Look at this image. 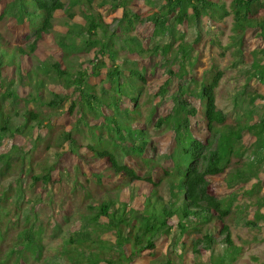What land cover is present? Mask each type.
I'll return each instance as SVG.
<instances>
[{
    "label": "trees",
    "instance_id": "16d2710c",
    "mask_svg": "<svg viewBox=\"0 0 264 264\" xmlns=\"http://www.w3.org/2000/svg\"><path fill=\"white\" fill-rule=\"evenodd\" d=\"M133 1L136 0H0V23L27 24L29 28V33L13 43L10 36H16L14 32L7 35L0 32V148L17 135L28 132L29 139L35 128L45 126L48 130L44 138L39 135L30 140L32 147L27 151L14 144L8 151H0V243L3 242L2 248H7L4 260V253L0 251V264H9L8 258H12L10 264H27L29 258L35 264H133L145 250L150 256L155 254V241L161 235L168 239V253L177 252V264H186L183 254L188 242L193 254L199 256L204 249L210 259L214 248L234 245L226 219L232 213V202L240 198L249 202L236 205L240 216L237 223L255 230L258 237L264 235V211L261 210L264 192L260 194L264 173L259 174L257 169L259 164H264V113L258 116V124V121L247 122L248 116L238 112L233 124H225L226 114L217 107L215 98V89L222 77V72L217 71L207 81L203 80L197 93L201 120L206 122L208 131L202 141L192 132L191 119L198 109L185 97V85L179 82L169 96L170 111L148 121L147 117L156 113L158 103L149 102L148 116L144 117L155 128L153 132L167 128L173 133L174 142L169 151L157 153L152 132L138 125L143 120L145 69H137L136 61H128L124 55L119 62L115 48L118 44L119 49L125 47L131 53L135 46V52L141 54L144 50L141 42L137 36L128 35L127 30L134 29L137 22H150L152 45L146 53L162 52L161 66L168 64L170 60L166 56L172 50L174 59L180 53L183 61L191 49L184 42L187 29L184 30L183 23L190 28L207 17L215 24L232 15L236 46L232 64L237 67L243 64V36L253 29L261 12L263 18L256 24L264 38V0H232L228 9L212 0H146L153 10L140 18L130 6ZM99 9L107 12L121 9V16L106 23ZM59 12L65 16L60 22L66 27L64 32L54 31L55 25H60L56 17ZM79 15L83 25L68 21ZM200 32L196 37H200ZM48 35L54 38L60 54L39 60L35 51L39 41ZM121 37L124 44L119 42ZM178 41L181 43L174 47ZM259 51L264 58V48ZM22 59H28L30 66L24 67ZM239 71H245L249 80L264 79V63L254 62L250 68L243 64ZM166 72L169 77L175 75L170 67ZM168 81L156 93L155 99L159 102L167 91ZM48 84L54 88H48ZM240 97L237 95L232 101L235 112L245 108V100ZM257 99L264 101V96L254 93L247 102L253 106ZM67 100L70 113H79L69 130L52 124V118L60 113ZM129 114L133 116L131 119L127 118ZM93 129L98 132L90 133ZM249 136H255L254 141L244 146ZM44 139V150L49 154L56 148L51 157L53 161L43 163V159L31 164L26 173L31 183L39 181L44 189L47 184L52 185V172L60 169L58 157L65 146L77 156H81L79 150L85 147L106 165L104 173H94L96 187L92 191L78 192L75 183L67 192H60L63 199L57 203V212L64 209L65 202L77 197L81 201L80 213L68 237L52 254L46 253L44 239L55 240L61 235L55 218L57 212L39 221L35 206L42 201L41 195L34 194L29 199L24 192L26 156L37 150ZM232 158L238 162L244 158V162L231 168V177L235 179L229 178L226 188L233 190L238 184L246 188L218 198L208 187L214 177L223 174ZM165 161H170V165L163 167ZM36 168L42 175L34 173ZM102 177L117 181L108 187L101 182ZM141 182L146 183L144 193L139 191ZM122 188L126 189L125 194L121 193ZM6 195L8 199L3 201ZM52 197V193L48 194L47 202L53 212ZM63 219L69 217L64 215ZM215 219L221 222L217 233L223 236L221 241L209 231L208 225ZM14 229L17 231L13 240L8 234ZM194 234L196 238L192 237ZM7 240L11 241L9 245ZM164 264H172L171 259L168 257Z\"/></svg>",
    "mask_w": 264,
    "mask_h": 264
},
{
    "label": "rangeland",
    "instance_id": "374dc122",
    "mask_svg": "<svg viewBox=\"0 0 264 264\" xmlns=\"http://www.w3.org/2000/svg\"><path fill=\"white\" fill-rule=\"evenodd\" d=\"M151 1L155 2L156 0ZM212 1L224 4L225 7L228 9L229 4L232 0ZM130 6L133 8V11L139 15V18L149 15L153 10L151 9L150 4L146 2V0L133 1ZM98 11L102 16V19L106 23H110L113 17L121 16V9H117L114 12H107L104 9H99ZM56 17L58 18V23L60 25H55L54 31L64 32L66 27H64V25L60 23L61 21L65 20L64 13L59 12L56 14ZM261 18H263L262 12L256 20V23L259 22ZM68 21L70 23H76L80 25L84 24V20L82 19L81 15L77 16L72 21ZM256 23L255 26H253V29L248 31L243 36L242 62L243 64H247L249 68L254 62L258 63V65H262L264 63L262 52L259 51L261 48H264V38L261 37V35L259 34L260 30ZM233 24L234 22L232 19V15L223 18L221 21L215 24L210 22L207 17H202L198 26L192 25L190 28H188V25H186V23H183L184 30L187 29L186 37H184V42L185 44H188L190 46V52L188 56L183 61H181V57L179 56L180 53L176 54L177 60H175V52L174 50H172L166 56L170 61L167 65L164 66L160 65L163 60V55H161L162 52H159L156 55H152L148 52L146 53V50L152 45V42L150 40L152 24L150 22L144 24H140L139 22H137L134 25V29H132L131 31L127 30L128 35L137 36V39L141 42L142 48L144 49L141 54L135 52V50H137V47L135 46L131 45L135 50L134 52L130 53L125 47L119 49L118 44H115V48L116 50H118L117 55L120 58L119 62H121V58L124 55L128 61H136L134 66L137 69H145V83L143 84L144 91L142 92L141 99L144 102L141 108V119L143 120L140 121L138 125L143 126L144 129H148L149 133L152 132V143L153 145H155L157 153H165L169 151L172 143L174 142L173 133L167 128H165L166 130L163 129L162 132H153L155 128L152 127V122L150 123L151 126H149L147 120L151 121L156 117H161L163 114H166L170 111L172 103L171 101H169V96L175 91L179 82H182L185 85V97L192 103L194 107L198 109L197 115L191 119L192 126L194 127L192 132L193 135L201 138L202 141L207 138L208 131L205 126L206 122L201 120L202 110L200 106V101H198L197 99V93L198 89H200L201 87V83L203 82V80L207 81L210 76L217 71L222 72V77L219 81L217 88L215 89V98L217 107L223 110L226 114L227 118L225 124H233V118L237 115V112L239 114L247 115V122L249 123L257 122L259 120L258 116L264 113V101L262 99H257L253 106L249 105V103L247 102L248 97L250 95H253L254 93H258L260 95L262 94V96H264V79H260L258 77L249 80L248 74L245 71H239V69L243 65L242 63H240L237 67H234L232 64L233 61H235V55L233 51L236 47L234 45L235 39H233V37H235V32L232 28ZM199 30L201 31L200 37H196L198 35ZM10 31L16 34V36H10L12 37L10 40L13 43L16 39L23 38L25 34L29 33V28L27 24L18 25L15 23V25L11 26L4 21L0 23L1 33L7 35L6 33H9ZM120 40L121 41L119 42L124 44V37H121ZM180 43V41L176 42L174 47H177V45ZM126 44L130 45L129 43ZM35 53L39 60H44L48 57H57L60 54V50L54 42V38L52 37V35H48L45 36L44 39L39 41ZM105 62L106 64L108 63L106 57ZM182 62L183 64L181 65ZM30 63L31 62L28 59H22V65L24 67H29ZM167 67H170L171 70L175 72L174 76L169 77L166 72ZM178 76L181 80L177 78ZM167 79H169L167 84V91L159 102L158 98L155 99L156 93L157 91H159L160 87ZM90 81L92 83L95 82L93 78H91ZM48 88L53 89L54 87L48 84ZM134 90L137 92L136 88H134ZM237 95H242L240 99L245 100V108L243 110L240 109L235 112L232 109V101ZM149 102H158L157 111L151 117H147V108L150 107ZM256 111L258 112L256 113ZM59 112V114H56L52 118V124L56 125V127L62 126L67 130L71 129L75 125L79 113L76 112V115L74 114V111L70 113L68 100L64 103V108ZM122 116L126 117V114L123 113ZM132 117V114H129V117L127 118L131 119ZM144 117H147L146 121H144ZM90 123L92 124L94 123V121H91ZM258 123L259 121L257 122V124ZM256 128L258 129V127ZM95 130L96 129L90 130V133H94ZM47 131L48 130L45 126L35 128L32 133H30L31 136L29 137V139L27 138L28 132L24 136L17 135L15 138L7 140V144L2 145L0 151H8L10 149V145L13 144L17 145L20 149L27 151L32 147V143H30V140L35 139L39 135L44 138L47 134ZM96 132H98V130H96ZM254 138L255 136L246 137L244 141V146L250 145L252 141H254ZM44 145L45 139L43 142L41 140L37 150H35L32 154L29 153L26 156V161L24 165V175L28 173L27 170L31 164L38 163L43 159V163L49 162L52 157L53 151L56 148L52 149L51 154H49L48 150H44ZM215 145L216 144L213 143L212 148H214ZM60 151L61 154L58 157V165L60 169L52 172V185L47 184L44 189L41 182H32V184L30 177L26 175V186L24 187L26 197L32 199L34 194L41 195L42 201L39 203V205L37 204L35 208L38 215V219L42 222L47 220L48 217L57 212V203L61 199H63V197L60 196V192H67L68 188H71L72 185L75 183H77V185L75 186L77 188L76 191L78 192H82L83 190L88 192L92 191V188L96 187L95 185H93L94 173L100 175L105 172V162L103 160L95 158L92 153L85 149V147H82L79 150L81 156H77L75 152L72 153L70 151V148L67 146H65V148L61 149ZM51 161H53V159H51L50 162ZM241 161L244 162V158L241 159L239 162L236 158H232L225 167L223 174H221L219 177L213 178L208 187L209 192L211 194L219 198L224 197L233 190H241L244 187L246 188V185L238 184L233 188V190H228L225 184V182L228 181L229 178L233 180L235 179L234 176L231 177V168L233 166L240 165ZM261 164L264 165L263 163ZM261 164H259L257 167L258 171H260L259 174L264 173V167L261 166ZM169 165L170 161H165L162 163L163 167ZM243 166L246 167V165ZM254 168L255 167L251 169L254 170ZM34 173L36 175H42L43 172L40 169L36 168L34 170ZM116 181L117 180L113 177H102L101 179V182L104 185H107L108 187L114 186ZM31 184L33 185L32 188H30ZM145 189L146 183L141 182L139 191L141 193H144ZM9 190L10 189H7V191ZM122 190L123 191L121 193L125 194L126 189L122 188ZM263 192L264 186L262 187L260 194L262 195ZM50 193L53 194V212L50 209L51 206L47 202V200L49 199L47 197ZM163 196L165 197L166 194H163ZM7 199L8 196L6 198L3 197V201H6ZM244 202L248 203L249 201H242V198H240L236 203L232 202V213L226 219L231 231V239L234 245L226 247V245L224 244L225 248L222 245L214 248L215 250L213 257H210L209 259V252L205 251L204 249H201L199 256L193 254L190 250L188 242L184 247L185 253L183 254L186 264H210V262L212 264H264V235L258 237V234H256L255 230L251 231L242 223H237V219L240 218V216L239 212L235 209V207L237 204H242ZM80 205L81 201H79V199L76 197L70 201L65 202L64 209L61 212H57L55 218L58 222L57 224L60 225L59 227L61 235L59 236V239L55 240H53V238L44 239L46 253H54L56 248L59 246L60 242H63L68 237L67 233L71 232L75 221H77L79 218L78 213H80ZM240 209H242V206ZM261 210L264 211V206L261 207ZM64 215H67L69 219H63ZM242 218L245 219L244 216ZM240 221L242 222V220ZM208 227L212 235L216 237V240L221 241L223 236L217 234L219 229L221 228V222L215 219L209 223ZM5 228L6 226L3 225V229ZM16 231V229H14V231H11L8 234L9 238L14 240V237L16 236ZM192 237L196 238L197 235L194 234L192 235ZM184 240L186 241L187 239ZM7 241L9 242V245L11 241ZM167 243V237L165 235H161L155 241V254L153 256H150L145 250L141 256L135 259L133 264H164L165 260L168 257L171 259L172 264H177V257L175 256L177 252L175 251V254L168 253ZM2 244L3 242L0 243V251H3L4 253L2 258L4 260L6 259L5 254L7 253V248H2ZM155 259H157L156 263H154ZM11 260L12 258H8L6 262L10 264ZM27 264H35V262L32 260V258H29Z\"/></svg>",
    "mask_w": 264,
    "mask_h": 264
}]
</instances>
